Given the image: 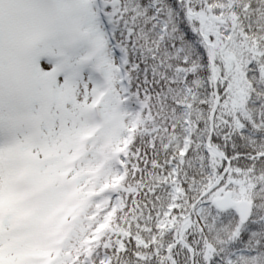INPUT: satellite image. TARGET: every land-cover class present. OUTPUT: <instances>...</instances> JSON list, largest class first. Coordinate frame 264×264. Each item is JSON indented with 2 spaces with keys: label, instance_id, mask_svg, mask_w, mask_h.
I'll list each match as a JSON object with an SVG mask.
<instances>
[{
  "label": "snow or ice",
  "instance_id": "obj_1",
  "mask_svg": "<svg viewBox=\"0 0 264 264\" xmlns=\"http://www.w3.org/2000/svg\"><path fill=\"white\" fill-rule=\"evenodd\" d=\"M0 264H264V0H0Z\"/></svg>",
  "mask_w": 264,
  "mask_h": 264
}]
</instances>
